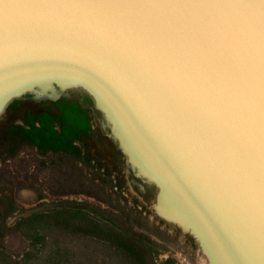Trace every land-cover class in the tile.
Instances as JSON below:
<instances>
[{"label":"rangeland","instance_id":"1","mask_svg":"<svg viewBox=\"0 0 264 264\" xmlns=\"http://www.w3.org/2000/svg\"><path fill=\"white\" fill-rule=\"evenodd\" d=\"M94 5L0 0V264H264V180L251 177L233 217L157 114L176 86L134 80ZM116 6L137 25L156 11L150 28L164 14L188 29L164 45L197 79L212 48L190 28L245 37L256 69L227 73L264 91V0Z\"/></svg>","mask_w":264,"mask_h":264},{"label":"bare ground","instance_id":"2","mask_svg":"<svg viewBox=\"0 0 264 264\" xmlns=\"http://www.w3.org/2000/svg\"><path fill=\"white\" fill-rule=\"evenodd\" d=\"M94 6L89 8V14L95 27H99L96 31L111 50L126 60L134 80H146V84L159 82L160 88L171 83L176 86L175 93L167 94L166 101L160 104L157 114L162 117L167 132L178 137L203 186L211 193H218L217 188L223 190L224 207L238 218L239 202L242 200L243 204L242 198L249 193L251 177L258 175L260 183L264 180L260 170L264 167V91L227 73L232 66L239 72L256 69L248 55L245 37L237 39L233 33L222 30L217 36L216 31L212 32L215 27H210L209 33L200 25L190 28L212 48L213 57L201 62L197 79L188 71L179 51L164 45L163 35L168 29L179 33L186 29L178 21L162 14L163 21L153 29L145 23L151 12H144V17L136 19L144 23L137 25L122 6H116V0H95ZM152 16L161 18L156 11ZM159 29L164 30L162 35ZM170 42L166 45L177 42L182 45L178 39Z\"/></svg>","mask_w":264,"mask_h":264}]
</instances>
